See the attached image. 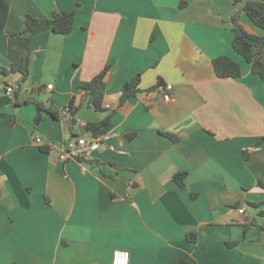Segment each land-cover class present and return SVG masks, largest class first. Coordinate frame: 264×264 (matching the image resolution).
Returning a JSON list of instances; mask_svg holds the SVG:
<instances>
[{"label":"crops","instance_id":"obj_1","mask_svg":"<svg viewBox=\"0 0 264 264\" xmlns=\"http://www.w3.org/2000/svg\"><path fill=\"white\" fill-rule=\"evenodd\" d=\"M245 1L0 0V264H111L115 251L129 264H264V83L231 46L233 16L264 37ZM73 10L68 35L23 33L27 16ZM221 56L239 78L215 75ZM107 65L114 150L60 163L61 146L106 115L77 86ZM136 76L143 92L119 105Z\"/></svg>","mask_w":264,"mask_h":264},{"label":"trees","instance_id":"obj_2","mask_svg":"<svg viewBox=\"0 0 264 264\" xmlns=\"http://www.w3.org/2000/svg\"><path fill=\"white\" fill-rule=\"evenodd\" d=\"M243 12L249 21L258 29L264 30V0H246L243 5ZM75 18V11L70 12H52L50 17L41 20L27 16L25 20L24 34L27 38L44 31H50L58 35H68L73 30ZM233 39L232 49L239 54L250 65L251 72L258 76L264 83V63L262 56L264 55V37L248 33L241 23L238 16L231 18ZM212 68L218 78H239L241 74L240 66L228 57L221 56L212 60ZM23 61L19 60L11 65L9 69H3L4 74L20 72ZM110 66H105L97 75H95L88 82H79L77 86V93L83 92L87 99L88 105L100 113L106 115L97 123H88L83 126V131L91 133L95 136L108 132L112 127V119L114 112H109L103 106L104 94L106 89V76ZM159 86H164L162 82L153 89ZM143 92L140 89V77H134L130 82L123 85L119 97V105L127 100L134 98L136 95ZM36 93V92H34ZM81 103H76V95H74L67 104L66 114L70 118H74L76 112L79 110ZM37 113L34 118V123L37 124L41 120L42 109L36 105ZM48 113L54 118H60L55 110H48ZM132 139V136H128ZM41 151L48 152L47 147H42ZM87 163V162H86ZM186 173H178L174 175V181L178 187H183ZM186 239L190 243L196 241V235L188 234ZM174 264H189L185 258H179Z\"/></svg>","mask_w":264,"mask_h":264},{"label":"built area","instance_id":"obj_3","mask_svg":"<svg viewBox=\"0 0 264 264\" xmlns=\"http://www.w3.org/2000/svg\"><path fill=\"white\" fill-rule=\"evenodd\" d=\"M52 85H48L47 89H51ZM15 86L8 85L4 89L5 95H12ZM157 92L162 94V101L170 102L172 100L171 86H159ZM109 106H106L108 108ZM112 136L110 132H105L100 135H93L91 133H84L75 139L65 142L58 151L57 161L64 163L67 161H76L82 165L91 160L92 154L98 151L102 146H106L109 150L113 151L114 148L109 141ZM42 139L35 138V143L40 144ZM239 214H243L244 210L239 209ZM111 264H129V253L127 251H115L112 255Z\"/></svg>","mask_w":264,"mask_h":264},{"label":"water","instance_id":"obj_4","mask_svg":"<svg viewBox=\"0 0 264 264\" xmlns=\"http://www.w3.org/2000/svg\"><path fill=\"white\" fill-rule=\"evenodd\" d=\"M73 124H74V122H73Z\"/></svg>","mask_w":264,"mask_h":264}]
</instances>
